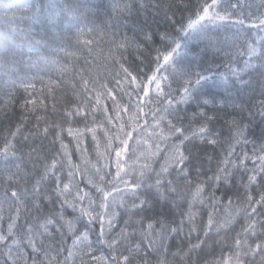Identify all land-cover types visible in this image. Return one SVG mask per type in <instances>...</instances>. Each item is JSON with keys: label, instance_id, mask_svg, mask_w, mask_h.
Segmentation results:
<instances>
[{"label": "snow or ice", "instance_id": "1", "mask_svg": "<svg viewBox=\"0 0 264 264\" xmlns=\"http://www.w3.org/2000/svg\"><path fill=\"white\" fill-rule=\"evenodd\" d=\"M189 4L190 0H175V6ZM97 7L88 0H41L39 6L30 4L13 14L21 24L30 20L29 26L13 20L11 32L0 40V114L12 112L16 104L20 108L14 130L12 124L0 136V264H150L153 251L158 253L157 264H264V128L259 143L250 141L249 125L241 118L247 113L253 120L256 116L264 120V82L251 106L216 104L214 98L202 104L195 101L197 110L185 124L177 118L180 107L193 101L194 91L213 76L187 75L176 69L174 58L183 45L163 34L161 39L171 46L156 50L150 72L134 73L121 64L123 80L117 74L115 86H97L98 81L88 78L82 67L73 77L80 80L79 86L73 84L76 100L66 101L62 122L46 118L48 97L65 81H45L43 72L49 68L62 76L68 72L61 56L82 57L89 65V57L103 42L109 46V57L115 58L113 50L123 57L134 47L143 63L142 43L121 36L120 29L135 11L147 7L145 0L99 5L106 11L103 27L95 22ZM192 7L194 15L181 25L184 37L209 25H230L255 35L227 49L208 37L209 49L224 57L217 80L226 86L232 78L244 83V73L257 65L264 69V0L259 4L233 0L227 5L224 0H198ZM72 39L81 47L73 50ZM151 39V34L143 33L144 43ZM237 57L244 58L242 65ZM22 67L28 72L20 75ZM117 92L129 97L128 105L121 102L122 96L117 98ZM109 100L111 108L106 104ZM28 114L35 115V132ZM149 115L151 122L146 119ZM217 124L219 130L213 131ZM222 130L228 136L222 137ZM65 133L71 137L67 143ZM89 133L92 143L86 145ZM197 142L220 150L210 176H202L199 170L193 174L188 165L189 149ZM249 143L250 153L243 148L237 151V146ZM92 151L95 163L89 159ZM77 155L80 163L74 162ZM25 160L33 171L26 169ZM233 184L236 192L225 197L221 190ZM144 189L171 204L176 214L171 218L146 215L151 204L141 195ZM196 205L201 206L199 213ZM217 205L225 209L223 220L215 215ZM241 213L243 222L237 231ZM118 224L122 226L117 230ZM137 234L142 239L137 240ZM171 241H179L175 250Z\"/></svg>", "mask_w": 264, "mask_h": 264}, {"label": "trees", "instance_id": "2", "mask_svg": "<svg viewBox=\"0 0 264 264\" xmlns=\"http://www.w3.org/2000/svg\"><path fill=\"white\" fill-rule=\"evenodd\" d=\"M43 2L49 3L50 0H43ZM52 2H62V0H52ZM81 2H83V0H81ZM88 2L98 6V15L95 18V22L98 26L103 27L104 20L106 19V11L104 7H99V5L107 4L110 2V0H88ZM145 2L147 3V7L145 9L135 11L132 16H130L124 22V26L120 29L121 36L127 34L129 38H135L138 42L142 43V46L145 48L143 63L140 62L138 53L134 47L125 51L123 57L116 54L115 50H113V55L115 58L113 59L109 57V46L107 43L102 42L101 46L96 48L93 56L89 57V60L91 61L89 65H85L84 59L82 57L76 59L61 56L60 63L69 66L68 72L64 73L62 76L61 73H59L55 68L44 70L43 78L45 81L51 79L54 82H59L62 78L65 81V83L61 84L55 89L52 96L48 97L46 118L50 122H62L61 117L66 106V101L76 100L73 84L79 86L80 80L79 77L73 79L75 72L80 71L82 67L85 68L87 70L86 74L88 78L98 81L97 86H99L100 83H106L110 86H115V76L117 74H119L120 78L123 80L124 73L121 69V64H123L124 67L130 68V70H132L134 73L136 70L141 71V74L148 73L154 67L153 57L156 54V50H167L171 46L168 40L161 39V35L163 34H167V36L173 40L179 39L183 45L181 54L174 58L173 66L176 69L187 75L200 72L202 74L213 76L212 79H209L201 87L194 91L193 101H190L188 104L182 105L180 107V110L177 113V118L181 119V122L187 124L189 117H191L193 112L197 110V103L195 101H200L202 104L204 99L214 98V102L216 104L243 103L247 106H251L252 103L260 97L261 84L264 82V69H261L259 65H257L255 69L249 70L242 75L241 80L244 83L236 81L235 78H232L233 82L231 85L226 86L215 78V74L223 69L224 57L222 54L211 51L208 46L209 36L214 39V42L218 47L227 49L235 44H242L247 39H255L254 34L250 35L248 30L234 28L230 25L224 27L209 25L208 28L201 32L190 33L188 37H184L180 32L181 25L189 16L194 15L196 9L192 7V5L197 4L198 0H190L188 7L175 6V0H145ZM230 2H233V0H224L225 5L229 4ZM247 2L259 4V0H247ZM40 3L41 0H0V40L5 38L6 32H11L10 25L12 24L13 20H15L17 24H21V21L13 16L14 13H18L21 8H25L30 4L39 6ZM30 24V20H25L21 26L27 27ZM143 33L151 34V41L144 43ZM17 38L19 39V37ZM8 39H12V36L9 35ZM71 45L73 50L81 47L80 45L76 44L75 39H72ZM83 55H87V50L84 51ZM236 59L241 65L243 64V57H237ZM169 71H171V69H169ZM27 72L28 69L22 67L19 74L23 75ZM164 74V72L159 73V75ZM15 78L16 77L13 76V79ZM164 83L166 86L167 81ZM36 87L37 90L41 88L39 82H37ZM19 94L21 97L25 95L23 88L19 89ZM115 95H117L118 99L121 96L123 97L121 101L123 104H129V97L127 95H124L120 92L115 93ZM151 95L153 97L155 96L154 86ZM78 102L79 101H77V103ZM135 102L136 97L133 95L131 103L134 104ZM54 103L56 105L55 112L52 111ZM106 104L109 108H111L110 100L106 101ZM149 107H154V105H150ZM148 110V108L145 109L146 112ZM228 111H231V109ZM241 118L249 125L248 139L250 141L259 143L260 141L258 140V137L261 128H264V120H261L259 116H256L253 120L247 113H244ZM19 119L20 108L18 104L14 105L12 112L0 114V136L6 135L9 126L12 124L14 130L15 121ZM125 119H127V117H125ZM146 119L148 122H151L152 118L149 115ZM27 120L29 125H31V130L35 132V115L28 114ZM143 122L144 121L142 120V123ZM219 123H223V121H220ZM80 127H82V125H80ZM217 130H219V124L213 126V131ZM221 135L222 137L228 136L227 130H222ZM99 136L102 141V132L99 133ZM70 139L71 137H68L67 133H65V142L67 143ZM36 143L39 144L40 141L37 140ZM91 143V134L89 133L85 144L88 145ZM70 148L72 150L75 149L74 142L72 145H70ZM241 148L250 153L252 144L249 143L247 145H239L237 146V151L239 152ZM189 150L190 158L188 165L191 168L193 174L199 170L202 176L212 175L215 169V160L220 156V150L218 148H214L213 146L203 145L198 142L193 144ZM209 155L213 158L211 162L207 159ZM89 159L95 163L96 153L94 151L89 153ZM74 162L80 163L78 155L74 158ZM24 165L27 170L33 171L31 163L25 160ZM36 170L38 171V169ZM112 171H115L114 167L112 168ZM202 179H207V177H202ZM81 187H86V185L82 184ZM236 190L237 185L233 184L231 186H225L221 191L225 197H230L233 196ZM218 194H220V192H218ZM141 195L146 200H149L151 204V206L147 209L146 215L171 218L176 214V209H174L171 204L159 200L154 191L144 189L142 190ZM200 209L201 206L196 205L194 210L199 213ZM207 211L208 209L205 208L204 212L206 213ZM215 215L217 219L223 220L225 216V209L221 205H217ZM204 219L206 221V215L204 216ZM237 221L236 230L239 231L240 223L243 222V213L240 214V216L237 218ZM20 223H23V220H21ZM196 223H200L199 214L196 217ZM121 226L122 224H118L117 230ZM3 227L6 228L7 224H4ZM185 231H187V228ZM223 234L224 233L221 232L220 235L223 236ZM195 235L196 234L193 233V241H195ZM90 239H95V237L90 236ZM136 239L140 240L142 237L137 234ZM180 239L184 240L185 238L182 235ZM68 243L71 244V239L68 240ZM170 243L173 247V250H175V247L179 241H171ZM134 246L135 245L133 244V247ZM106 251L107 249H104V252ZM157 256L158 253L153 251L151 254L150 264H157ZM169 259L171 260L170 255Z\"/></svg>", "mask_w": 264, "mask_h": 264}, {"label": "bare ground", "instance_id": "3", "mask_svg": "<svg viewBox=\"0 0 264 264\" xmlns=\"http://www.w3.org/2000/svg\"><path fill=\"white\" fill-rule=\"evenodd\" d=\"M6 224V223H5Z\"/></svg>", "mask_w": 264, "mask_h": 264}]
</instances>
